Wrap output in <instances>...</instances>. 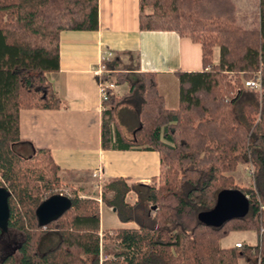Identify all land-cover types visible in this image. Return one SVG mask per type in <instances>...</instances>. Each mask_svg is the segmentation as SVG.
I'll return each mask as SVG.
<instances>
[{"label":"trees","instance_id":"trees-1","mask_svg":"<svg viewBox=\"0 0 264 264\" xmlns=\"http://www.w3.org/2000/svg\"><path fill=\"white\" fill-rule=\"evenodd\" d=\"M137 1L138 28L175 30L198 42L202 68L174 71L177 105L168 108L155 72L138 69L137 52L100 59L101 146L159 154V172L150 182L115 177L101 184L100 199L121 221L136 223L105 235L118 248L108 264H238L239 258L253 264L256 256L264 264V0L244 7L236 0ZM97 26V0H0V186L6 229L21 234L0 264H13L15 253L18 264H98L96 198L58 187V166L47 148H17L26 142L18 135V110L58 106L47 73L58 69L59 31ZM254 75L260 90L243 84ZM107 82L125 83L127 91L116 94ZM125 100L136 107L129 139L115 111ZM237 162L251 164L250 186H237L228 173ZM229 188L246 196L245 213L218 225L201 221L197 214ZM128 190L136 195L131 203L124 200ZM55 193L65 195L69 207L38 224L35 207ZM232 230L255 231V243L221 247L219 239Z\"/></svg>","mask_w":264,"mask_h":264},{"label":"crops","instance_id":"crops-1","mask_svg":"<svg viewBox=\"0 0 264 264\" xmlns=\"http://www.w3.org/2000/svg\"><path fill=\"white\" fill-rule=\"evenodd\" d=\"M97 6L96 29L59 31L58 69L47 73L58 96V106L18 110V135L26 142L17 145V148L22 152H27L30 147L47 148L58 166L59 180L75 188L80 196L96 198L99 230L111 231L119 227H136V223L132 220L121 221L114 207L100 199L101 184L115 177H121L127 183L150 182L152 178H157L159 172V154L154 149L138 146H101L102 104L94 72L101 57L106 52H110L111 56L116 51L137 52L138 69L155 72L158 93L168 108L177 105L174 71L199 70L202 64L198 42L179 35L175 30L139 29L137 0H97ZM216 49V46L212 49L213 61L217 58L214 55ZM112 88L116 94L127 91L125 83L114 84ZM119 89L121 92L118 93ZM125 101L120 102L115 111L122 134L130 138L137 122L133 109L132 122H125ZM135 198L133 190L125 193L126 202L131 203ZM237 241L241 240L234 239L232 244L226 246L234 245ZM239 260L243 258L238 259V264Z\"/></svg>","mask_w":264,"mask_h":264},{"label":"water","instance_id":"water-1","mask_svg":"<svg viewBox=\"0 0 264 264\" xmlns=\"http://www.w3.org/2000/svg\"><path fill=\"white\" fill-rule=\"evenodd\" d=\"M70 205L69 199L60 193L51 194L42 199L35 207L34 213L38 224H45L56 218ZM247 210V200L239 188L221 189L218 191L214 205L200 211L198 218L211 225H218L227 218L239 216ZM8 205L6 190L0 186V230H6Z\"/></svg>","mask_w":264,"mask_h":264},{"label":"rangeland","instance_id":"rangeland-1","mask_svg":"<svg viewBox=\"0 0 264 264\" xmlns=\"http://www.w3.org/2000/svg\"><path fill=\"white\" fill-rule=\"evenodd\" d=\"M236 4L239 5L240 7H244V6H250L251 4H253V2H252V0H236ZM214 55H215V57L218 56V50L217 49L214 51ZM117 92L118 93L121 92L120 89L117 90ZM124 103L126 104L127 110L125 111V114L123 117L126 119L125 122L127 124H129L132 122V109L135 111L136 107L134 105V102H132V101H130V102L125 101ZM127 136L130 137V134L127 133ZM127 139H129V138H127ZM228 173L232 176L233 182L237 186L245 187V186H250L252 184V166L248 162H244V163L243 162H237L234 169ZM58 187L61 189L69 188V189L74 190V192H76L75 188H73L72 186H70L68 184L62 183L60 180L58 182ZM83 197H85V196H83ZM128 200H131V198L128 197ZM20 238H21V234L15 229L9 228V229H6L5 231H2L0 234V257L5 253L14 251V249H15L17 243L19 242ZM234 239H240L243 243H246V242L254 243L256 241V233L253 230L230 231L227 235H225L224 237L219 239V245L220 246H226L228 244H232ZM43 244H44V246H46L45 243H43ZM117 250H118V248L115 245L114 241L108 239L106 236L104 241H103V251L105 253L113 254ZM14 257L15 258H14L13 264H18L17 263L18 262L17 261L18 254L15 253ZM256 258H257V256H256ZM243 260H239L240 264H244L245 260L244 261ZM247 263L245 261V264H247Z\"/></svg>","mask_w":264,"mask_h":264},{"label":"built area","instance_id":"built-area-1","mask_svg":"<svg viewBox=\"0 0 264 264\" xmlns=\"http://www.w3.org/2000/svg\"><path fill=\"white\" fill-rule=\"evenodd\" d=\"M110 54H111L110 52H106L105 54H103V56L101 58H107V57L111 56ZM102 68H103L102 64L99 63L98 67L94 70L95 74L99 75L101 73ZM260 82L261 81H260L259 75H254L250 78L243 80V84L245 86H249L255 90H260V86H261ZM98 83H99V91H100L101 99H102L105 97V91H104L102 84L99 80H98ZM106 86L113 87L114 84L112 82H107ZM94 174H95V172L93 173V175ZM110 233H111V231H109V230H107V231L98 230V237H99L98 264H108V261L110 259H114L113 254L105 253L103 251V241L105 239L104 237L106 234H110ZM237 244H239V241L234 243V245H237ZM253 264H260V257L259 256H257V258L255 259V262Z\"/></svg>","mask_w":264,"mask_h":264}]
</instances>
